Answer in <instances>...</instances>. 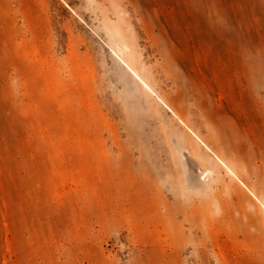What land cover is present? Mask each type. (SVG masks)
Instances as JSON below:
<instances>
[{
	"label": "rangeland",
	"instance_id": "1",
	"mask_svg": "<svg viewBox=\"0 0 264 264\" xmlns=\"http://www.w3.org/2000/svg\"><path fill=\"white\" fill-rule=\"evenodd\" d=\"M0 264H264V0H0Z\"/></svg>",
	"mask_w": 264,
	"mask_h": 264
}]
</instances>
